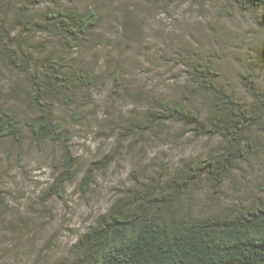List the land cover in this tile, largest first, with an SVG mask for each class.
I'll return each instance as SVG.
<instances>
[{
	"label": "rangeland",
	"instance_id": "1",
	"mask_svg": "<svg viewBox=\"0 0 264 264\" xmlns=\"http://www.w3.org/2000/svg\"><path fill=\"white\" fill-rule=\"evenodd\" d=\"M64 4L80 9L96 5L101 14L91 43L59 51L67 63L93 76L87 106L81 101L77 108L55 106L56 120L69 136L65 166L72 165L73 180L65 183L61 196L48 191L64 168L58 144L38 148L26 138L20 149L8 143L0 147V264L69 262L79 235L117 198L149 183L162 185L183 162L218 152L219 137H194L174 123L162 132H125L130 120H143L149 97H178L188 82L186 62L212 66L217 82L244 103L249 96L241 76L251 72L260 82L264 76L260 14L240 10L229 0ZM19 109L24 116L30 114L25 107ZM260 138V149L238 162L217 192L202 179L183 194L179 214L202 217L261 199Z\"/></svg>",
	"mask_w": 264,
	"mask_h": 264
},
{
	"label": "trees",
	"instance_id": "2",
	"mask_svg": "<svg viewBox=\"0 0 264 264\" xmlns=\"http://www.w3.org/2000/svg\"><path fill=\"white\" fill-rule=\"evenodd\" d=\"M229 1L240 10L258 12L264 23V0ZM64 2L71 0H0V147L8 143L20 149L26 138L38 148L60 145L64 168L48 188L58 196L73 172L72 165L65 166L69 136L56 120L55 106L77 108L80 101L87 106L93 78L59 51L91 43L101 20L96 5L80 9ZM260 48L264 59V40ZM185 72L188 82L178 97H149L143 120H130L125 132H162L174 123L194 137H219L218 152L183 162L162 185L149 183L124 193L79 235L71 260L56 264H264V195L250 205L202 217L179 214L181 196L191 187L204 179L217 192L237 163L260 149L264 76L261 82L251 72L241 76L249 96L244 103L217 82L209 64L186 62ZM19 106L30 114L22 115Z\"/></svg>",
	"mask_w": 264,
	"mask_h": 264
}]
</instances>
